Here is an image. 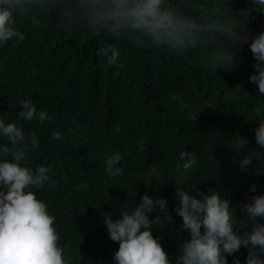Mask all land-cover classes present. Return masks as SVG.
<instances>
[{"label": "trees", "instance_id": "obj_1", "mask_svg": "<svg viewBox=\"0 0 264 264\" xmlns=\"http://www.w3.org/2000/svg\"><path fill=\"white\" fill-rule=\"evenodd\" d=\"M172 3L197 19L236 18L248 23L250 34L264 31V12L251 11L249 0ZM16 27L24 41L0 49V118L35 131L40 139L39 150L30 154L31 166H51L55 183L32 190L55 216L61 242L82 247L72 264H114L119 243L109 238L103 214L118 218L119 208L130 210L145 193L168 199L173 222L155 225L153 234L173 257L180 239L190 236L174 212V183L188 191L194 186L219 191L234 205L245 201L246 194L264 195V169L244 171L237 162L244 154L240 136L250 141L245 151L255 148L253 129L264 119V97L250 81L256 70L247 44L234 70H227L203 62L211 42L180 58L167 48L137 47L108 33L64 28L51 13L42 21L20 18ZM108 44L119 48L123 67L107 65L98 54ZM23 100L37 111L46 110L51 119L19 122L14 109L22 108ZM98 113L112 120L109 134L118 141L116 152L122 158L123 172L112 179L100 169L102 154L78 138L95 131ZM65 120L64 139L45 137L61 133ZM183 150L191 151L197 164L181 185L177 163H183ZM253 183L258 188L250 193ZM247 256L242 248L229 256V264H246Z\"/></svg>", "mask_w": 264, "mask_h": 264}, {"label": "clouds", "instance_id": "obj_2", "mask_svg": "<svg viewBox=\"0 0 264 264\" xmlns=\"http://www.w3.org/2000/svg\"><path fill=\"white\" fill-rule=\"evenodd\" d=\"M250 9L264 12V0H249ZM48 13L54 15L64 28L92 35L108 33L114 40L126 41L137 47L167 48L177 57L187 58L194 51L213 45L203 62L215 69L234 70L238 53L247 44L255 59V74L250 81L258 85V95L264 97V31L250 34L246 25L236 18L201 20L188 15L172 0H0V49L20 44L25 34L16 25L20 18L42 21ZM223 38V42H222ZM107 65L119 69L121 52L108 44L98 50ZM176 99V97H173ZM14 109L20 122L41 123L51 119L46 110L37 111L29 100ZM2 117V116H0ZM95 131L80 135L92 150L102 154L110 179L119 177L123 168L121 155L116 152L118 141L110 136L109 116H94ZM108 120V121H107ZM69 120L62 122L61 133H47L48 139H64L63 130ZM255 148L245 151L250 143L240 136L238 146L243 151L239 159L244 171L264 169V119L253 129ZM63 136V137H62ZM40 148L35 131L26 132L15 122L0 118V264H72L82 247L64 244L48 205L32 189H43L55 183L51 166H31L30 154ZM178 183H188V175L197 164V157L187 150L179 154ZM96 182H93V184ZM175 185L178 203L174 208L182 218V228L190 236L181 238L179 252L170 256L161 237L153 234L155 225L173 222L172 210L166 197L154 198L145 193L128 210L118 209V218L104 213L109 238L119 243L114 264H229V256L241 249L248 250L246 264H264V195L246 194V200L234 205L219 191L207 192L194 186L191 191ZM258 185L250 186L255 193ZM237 209H240L238 212ZM152 213H157L155 218ZM239 264V262H237Z\"/></svg>", "mask_w": 264, "mask_h": 264}]
</instances>
